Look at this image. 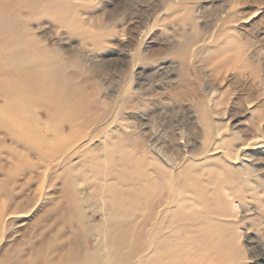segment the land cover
Returning <instances> with one entry per match:
<instances>
[{
	"label": "rangeland",
	"instance_id": "374dc122",
	"mask_svg": "<svg viewBox=\"0 0 264 264\" xmlns=\"http://www.w3.org/2000/svg\"><path fill=\"white\" fill-rule=\"evenodd\" d=\"M0 68V99L15 100L33 73L67 97L64 116L83 127L58 124L54 147L92 137L91 155L30 174L36 156L0 132V264H72L103 244L101 180L124 153L145 170L151 143L176 160L174 174H189L181 191L201 210L199 226L230 228V246L212 244L232 249L226 264H264V0H0ZM66 187L82 205L81 228L61 219Z\"/></svg>",
	"mask_w": 264,
	"mask_h": 264
},
{
	"label": "bare ground",
	"instance_id": "6f19581e",
	"mask_svg": "<svg viewBox=\"0 0 264 264\" xmlns=\"http://www.w3.org/2000/svg\"><path fill=\"white\" fill-rule=\"evenodd\" d=\"M24 3H22L23 6ZM52 3L54 5V2ZM20 9L22 10V7ZM28 9L33 10L32 8H26V10ZM40 11L38 10L39 13ZM19 49L21 50V48ZM14 53L16 52L8 55L6 60L8 63L10 62L9 59L12 61L16 59L13 56ZM17 65L20 68L18 63ZM7 66L9 68V65ZM21 69L23 68L21 67ZM10 72H7L8 76H10ZM33 74L19 80V85L16 87L17 91L14 89L15 93H19L16 94L17 96L14 94L15 100L9 101L8 99L10 98L0 99V132L4 140L9 139L15 146H22L25 150L32 151L38 160L36 165L28 167L30 174L41 167L45 168L46 171H49L52 166L65 168L70 164L69 159L74 155L82 156V158L83 155H91V151L87 152L85 147L92 140V137L86 135L81 138L76 137L77 140H74V143L69 144V142L62 141L59 146H53L57 142L54 141L57 140L61 131L58 124L65 122L67 128L71 131L75 127L81 128L83 125L76 123L70 116H64L63 110L67 105V97L54 90L55 86H52V88L49 85L47 86L44 75ZM11 79H17L16 75H12ZM4 95L6 94L4 93ZM37 112L42 113L46 118L44 125L39 120ZM49 123L55 125L54 131L50 129ZM83 139L86 140L82 141ZM221 144L223 145L225 142L222 141ZM110 145L105 144L103 146V150L108 156L116 153ZM149 147L152 153L154 151L155 156L149 154L150 161L147 163L145 170L141 169L140 162H131L129 159L131 157L124 153L120 155L118 160L120 166L122 165L121 170L115 169L114 173H110V181H108L109 179L101 180L100 187L107 192L108 204L107 207L104 205L105 209L99 208L106 231L105 242L97 248L85 252L83 260L81 259L77 263L72 264H226L227 254H231L232 249L230 250L228 247L230 252L228 250V252L225 251L222 254L220 251H224V249L212 244L216 241V243L219 242L218 245L230 246L233 243L230 228L223 223V226L217 225L218 227L222 226L217 227L219 233H214L210 232L206 226L200 227L199 224H203V221H199L198 217L201 210L197 211L194 208L195 202L181 191L186 186L185 178L189 174L183 171L185 168L181 169V172L174 174L173 167L176 160L167 157L166 153L157 149L154 143H151ZM150 151L148 152L150 153ZM42 175H45V171L42 172ZM195 178L197 180L196 175L192 177V179ZM181 179H183L182 182ZM64 190L70 193L68 196L63 197L65 213L62 216L60 215L63 224L71 226V224L75 223L77 227L81 228L83 226H81V223L85 219L82 205L75 199L77 194L73 189L66 187ZM143 199L144 203L142 202ZM70 207L73 208L74 214H71ZM204 211L207 214L211 213V211L206 209ZM217 211L219 216H225L223 209L218 208ZM205 220L210 219L207 218ZM187 223L188 227H190L188 229L192 231L187 236H184L187 233L183 232L187 229L185 228ZM218 223L220 224L219 221ZM184 228L185 230H183ZM194 235L201 240H206V244H200L196 241V236ZM216 238H219L220 241H214ZM186 245L190 247V250H188L189 254L186 252ZM199 248L201 249L199 250ZM41 251L40 245L39 250H35L33 254L36 256ZM210 253L215 255L216 258H210ZM183 254L188 255L187 259L184 258ZM197 256L200 259L196 261ZM135 260H137V263H135ZM33 261L34 259L29 258L19 264H33Z\"/></svg>",
	"mask_w": 264,
	"mask_h": 264
}]
</instances>
